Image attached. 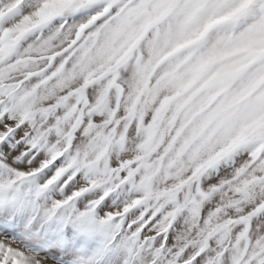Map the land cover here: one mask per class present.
Returning a JSON list of instances; mask_svg holds the SVG:
<instances>
[{
    "label": "snow or ice",
    "instance_id": "6c2138e0",
    "mask_svg": "<svg viewBox=\"0 0 264 264\" xmlns=\"http://www.w3.org/2000/svg\"><path fill=\"white\" fill-rule=\"evenodd\" d=\"M0 264H264V0H0Z\"/></svg>",
    "mask_w": 264,
    "mask_h": 264
}]
</instances>
